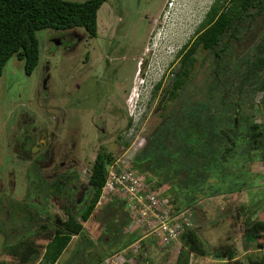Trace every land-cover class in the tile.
<instances>
[{
	"label": "rangeland",
	"instance_id": "obj_1",
	"mask_svg": "<svg viewBox=\"0 0 264 264\" xmlns=\"http://www.w3.org/2000/svg\"><path fill=\"white\" fill-rule=\"evenodd\" d=\"M170 1L109 0L98 12L97 38L90 39L83 29L69 30L77 33L79 37H75L76 45L70 49L66 45L58 46L54 42V38L68 32L44 30L38 33L41 48L40 64L31 76L26 75L24 62L15 56L5 66L0 76V209L2 208L0 222L2 219L8 224L5 227L1 222L0 225V232L7 231V240L0 235L1 264H21L17 259L19 256L9 255L3 248L9 247L7 249L11 251L12 246L20 244L18 249L20 254L24 251V243H32L39 250L40 255L37 254V257H33L28 263L38 264L44 253V246L52 238L50 226L54 224V219L56 216L64 218L63 206L73 203H67V199L59 194L56 201L49 203L46 218H41L38 213L30 210L35 207L34 202L37 201L36 198L31 201L30 191L39 192L42 184L45 185V190L48 187L53 188L56 183L48 181V178L44 179L43 176H30L32 172L38 173L37 169L41 171L42 162H30L32 160L15 150L16 144L23 139V127L34 125L46 128L48 124H55L56 117L59 116V106L65 107L66 110V106H78L76 103L79 100H89L90 105H95L97 102L100 105L102 100L106 103L103 109L114 111L117 115L113 118L114 126L108 130L111 135L102 143L115 158L114 163H118L117 166L127 175L132 169L134 157L145 148L147 140L157 131L169 111L179 112L190 109L194 100L202 98L204 93L200 95L195 89H201L209 84L207 83L209 72L219 74L223 71L227 76V73H230L227 71L228 67L232 68L234 63L239 64L232 69L235 75L245 68L248 69L247 64L242 63L240 59L245 58V53L246 56H252L257 45L262 43L264 11L259 14L254 10L253 13L256 15L252 26L248 28L246 25L243 26L240 38L233 39L225 50L227 52L222 53L225 67L217 69V58H210V53L199 51L196 54L197 77L177 100L167 101L166 108L161 109L163 93L172 85L173 72L180 66L179 56L176 57L175 54L194 40L197 29L215 2V0H175L177 6L170 10L166 7ZM174 59L176 60L171 65ZM46 72H50L48 79L45 76ZM143 74H145L144 85L141 84ZM161 79L160 89L148 102L149 97L152 96L153 86ZM233 81L235 79L226 81L223 78L220 84L223 89L228 88L229 101L235 109H238L237 104L241 103L240 115L246 119L250 116L255 122L264 124V93L258 92L254 87L255 84L258 85L257 77L244 80L245 82L240 84L238 82L233 84ZM238 87L241 91L237 89ZM139 98L141 110L138 111L135 104ZM127 99H130L129 107L125 102ZM77 109L72 107L67 111L78 112ZM144 110L142 119L134 121L131 118H135ZM72 115L75 119L72 117L70 121L74 122L78 113ZM130 119L133 120L132 126ZM31 120L33 123L29 122ZM88 121L87 119L83 129L86 138L91 136L92 124ZM70 127L73 129V123ZM171 138L169 134L166 139L168 141ZM39 139L40 135L37 136L36 141ZM126 143L128 146L125 145ZM98 147V144L93 143L88 150L86 148L79 150L77 156L84 167L91 166L92 162L88 163V161L94 160ZM246 154L244 159L234 158V167L229 173L224 174L221 171L220 177H225L226 184H220L218 179L210 182L214 187L217 185L212 192L213 196L203 198L199 196L196 205L177 214L175 206L178 204H172L165 195L167 186L152 190L145 184L146 189L150 190L147 191L148 194L155 191V197L161 199L159 206L153 210L148 203L139 202V197H135V194L130 195L120 187L114 186L113 189L109 185L103 190L90 219L82 222L80 216L79 220L84 226V231L82 235L72 238L57 264H124L126 262L178 264L182 247L179 236L168 244L163 236H159L160 234H152L146 225L151 221L152 223L159 221L161 218H157L159 212L164 218L169 215L171 220H174L172 222L174 227L180 217L181 228L196 229L198 241L208 257H198L191 253L188 264L208 262L235 264V261L238 264H252L250 257L264 258V246L258 249L257 244L246 236L247 222L264 217V160L255 164L250 163L254 160L250 156L246 163V157L249 156L247 152ZM84 167L83 170L86 169ZM231 167L229 165V169ZM9 175L15 184H10L11 192L8 193L6 181L8 182ZM87 179L88 176L83 177L85 183ZM139 179L141 181L140 177ZM134 180L138 182L137 177H134ZM32 184L33 187L30 188ZM7 194H10V198L4 203L2 198ZM40 198L43 206H46L47 200L44 197ZM128 199L130 207L134 210H130L128 206L129 211L126 209V202L123 201ZM125 210L128 212L129 225L119 232L116 229L123 222L121 219ZM116 218L118 224L112 221ZM41 223L49 227L43 229ZM116 238L120 244L132 239L137 240L127 249H122L120 248L122 246L117 244H106ZM84 239L88 240L85 246L87 253L81 255L79 253L81 251L77 248ZM262 242L264 243V238ZM230 253L234 254V259L229 258ZM101 259L103 261L99 262Z\"/></svg>",
	"mask_w": 264,
	"mask_h": 264
},
{
	"label": "trees",
	"instance_id": "obj_2",
	"mask_svg": "<svg viewBox=\"0 0 264 264\" xmlns=\"http://www.w3.org/2000/svg\"><path fill=\"white\" fill-rule=\"evenodd\" d=\"M108 1L0 0V76L14 56L24 62L26 75L33 74L41 59L38 38L41 31L83 29L90 39L97 38L98 12ZM254 10L261 14L264 11V0H215L197 29L194 40L184 45L179 53L180 66L173 72L172 85L163 93L161 109L166 108L167 101L177 100L197 77L196 54L199 51L210 53V58H217V69L226 66L222 53L227 52L225 50L233 39L240 38L243 26L246 25V28L252 26L256 15L253 13ZM244 55L245 58L240 60L247 64L248 69L245 68L235 75L232 69L239 64L234 63L235 65L232 68L228 67L227 70L230 71L227 76H233L231 78L223 71L219 74L209 72L207 87L195 89L200 95L204 93L202 98L195 94L199 99L194 100L190 109L169 111L157 131L147 140L145 148L133 159L132 170L141 178L143 184L149 185L152 190L167 186L165 195L172 204H178L175 206V212L193 207L199 201V196L200 198L213 196L212 192L217 185L214 187L210 182L218 179L220 184H226L227 180L220 177V174L229 173L234 167L235 157L244 159L247 152L249 156L246 157V163L250 156L254 159L250 163L255 164L264 160V124L255 122L250 116L246 119L240 115L241 103L238 102V109H235L229 101L228 88L223 89L220 86L223 78L226 81L235 79L232 83L240 84L256 76L258 85L255 84L254 87L258 92L264 93V39L257 45L252 56H246V53ZM160 86L161 84L156 86L154 95ZM237 89L241 91L240 87ZM169 134L172 138L167 141ZM125 145L128 146V143ZM114 162L115 158L111 154H99L95 161L90 178L93 196L81 214L82 222L90 219L100 201L109 169ZM229 165L232 166L230 169ZM82 222L78 220V216H71L70 221L64 224V231L56 229L52 232V238L44 246L40 264H56L72 238L82 235L84 231ZM128 222L127 219L126 225H129ZM246 236L257 244L258 249L263 248L264 217L247 222ZM179 238L182 247L178 264H188L191 253L198 257L207 256L193 227H185ZM86 240L84 239L82 244ZM135 240L137 239L129 240L125 244L116 241L114 244L127 249ZM24 245L23 253H18L20 244L12 246L11 251L7 247L5 252L19 256L17 259L21 264H28L33 257L36 258L37 254H40L32 243ZM229 258L234 259V254L230 253ZM250 261L252 264H264L263 257L260 259L250 257ZM235 264L238 262L235 261Z\"/></svg>",
	"mask_w": 264,
	"mask_h": 264
},
{
	"label": "flooded vegetation",
	"instance_id": "obj_3",
	"mask_svg": "<svg viewBox=\"0 0 264 264\" xmlns=\"http://www.w3.org/2000/svg\"><path fill=\"white\" fill-rule=\"evenodd\" d=\"M60 32H68V33H65L64 35L59 36L58 38H54V42L58 46L66 45V47L70 49L73 48V46L76 45L77 38L75 39V37H78L77 33L69 32V30L60 31ZM179 60H180V56H179ZM145 63L147 64L148 61H146ZM141 72L142 70L140 69V73ZM49 73L47 72L45 73V76H47V79H48ZM47 79L45 81H47ZM144 82H145V74H143L141 84L144 85ZM133 90H135V88ZM137 90L138 89H136V91ZM102 91L103 89H101V92ZM92 101L95 104V101L94 100ZM102 102L103 101L101 100L100 105H99V102H97V104L95 105H90L89 100L84 101L83 99L82 101L81 100H79V102L77 101L76 105L78 106H74V105L66 106L67 107L66 110H65V107L59 106L58 107L59 116L58 117L55 116L56 117L55 124H48L46 128L35 127L33 124H32L33 125L32 127H23V131H24L23 139L21 140V142H18L15 146L16 151L21 152L22 155L27 156L28 159L32 160L30 162H35V161L42 162L41 171L37 169L36 171L38 173L32 172L30 173V176L31 175H37L38 177L43 176L44 179L48 178V181L53 182L54 184L56 183L55 185H53V188L48 187L45 190V187H44L45 185L42 184L40 185L39 192H36L35 190L30 191L31 201L34 198L37 199L36 202L33 201L35 203V207H33V209H30V210L35 211L36 214L38 213L41 218H44V217L46 218L47 212H49V206H50L49 203L56 201L57 195L62 194V196L67 199V203L73 202L71 205L68 204L66 206H63L62 212H63L64 218L56 216V219H54V224L50 226L52 227V232H55L56 229L57 230L60 229L64 231L63 229L64 224L70 221L71 216H74V217L78 216V220H79L82 212L90 204V201L93 196V192L91 191V185H90V178L92 175L93 165L95 161L97 160L99 154H111L105 149L104 144L102 142L106 140V137L111 135V133L108 130H110V128L114 126L113 118H115V116L117 115H115L116 113L114 111H107L106 109L104 110L103 107H105L106 103L104 102L102 103ZM125 102H126V105L128 104V107H129L130 99H127ZM72 107L73 109L78 108L77 110L79 111L78 112L77 111L76 112L67 111L69 108L72 109ZM73 113H78V117L76 118L74 122L70 121L72 117H74L72 115ZM87 119L91 121L90 124H92L90 128L91 136L89 135L88 138L85 137V132H83ZM29 122L33 123L32 120ZM130 122L133 125L132 119H130ZM72 123H73V129L70 127ZM38 135H40V139L36 141ZM46 138L48 139L47 141H46ZM93 143L99 145L96 151V154H95V158L93 161H90V160H89L90 162L88 161V163L92 162L90 167H84L83 164L79 162V158L77 154L79 153V150H82L83 148H86V150H88ZM17 153L18 152H16V154ZM17 158L19 159V156H17ZM83 167L86 169L83 170L82 169ZM81 169L83 170L82 172H81ZM85 176H88L86 183L83 181V177ZM10 177L11 175H9V180H8V182L9 181L10 182L8 183L6 181V185L8 189H9L10 184L12 185L15 184L10 179ZM43 182L44 181H42V183ZM33 184L30 188L33 187ZM9 192H11V189L8 190V193ZM1 196H3V194H1ZM40 197H44L47 200L46 206H43ZM9 198H10V194H7L6 197L2 198V200L5 203L8 201ZM123 202L124 203L126 202L125 207L128 211H129L128 207L130 208V210H132V208L129 205V202H130L129 199L124 200ZM0 212H2V208L0 209ZM122 214L123 216L121 220L123 222L121 223L120 227L116 229V230H119V232L120 231L122 232L123 228L125 227L127 228L128 226L126 225L127 218H129L128 212L125 210V212ZM117 215L118 214L116 212V217ZM112 221L113 223L116 222L117 218ZM1 222L5 224V227L8 224L6 220L1 219ZM1 222H0V225H1ZM36 222H39V221H36ZM116 224L118 223L116 222ZM46 226L47 225H45L44 223L42 224L41 227L45 229ZM107 234L108 233H106L105 235L107 236ZM0 235H3L5 239L7 240V231L5 230L1 231ZM117 240L118 239L116 238V240L114 239V241H112L111 243H106V244L114 245V243ZM82 241H80L77 249L81 251L79 252L81 255H85L87 253L85 246L88 240H86L83 244H82ZM7 244L8 243H6V245ZM5 249L6 247L3 248V250ZM41 260H42V257L38 264H40ZM101 261L103 260L101 259L99 262Z\"/></svg>",
	"mask_w": 264,
	"mask_h": 264
},
{
	"label": "built area",
	"instance_id": "obj_4",
	"mask_svg": "<svg viewBox=\"0 0 264 264\" xmlns=\"http://www.w3.org/2000/svg\"><path fill=\"white\" fill-rule=\"evenodd\" d=\"M176 6H177V3L175 0H171L166 5V7L170 10L174 9ZM139 101H140V98H139V100L136 101L135 107H136V105H138V107L141 110V107L139 105ZM132 112H134V111H132ZM142 112L143 111L139 112V114H137L135 118L131 117V116L130 117L134 121H138L141 119ZM117 165H118V163H114L110 167L105 188L108 187L109 185H111L113 189H114V186L120 187V188L124 189L126 192H128V194H130V195L135 194V197H139V199H138L139 202H141V203L146 202V203H148V205L152 206L153 210H155L159 206V203L161 202L160 197H157V196L155 197L156 192L153 191V193L148 194L147 191L150 192V190L146 189L147 188L146 185L143 184L142 180L140 181L139 176H137L135 174V172H133L132 169L126 175L124 173V171L122 169H120ZM134 177H137L138 182H135L136 179L134 180ZM135 186H136V188H135ZM132 210H134V208H132ZM177 213L178 212H176V214ZM159 217H161V218L159 219ZM157 218L159 219V221H154L153 223L151 221L149 224H146V225L148 226V228L150 229V232L152 234H154V235L160 234L159 236H163V239L167 240L168 244L171 243V241L175 237L177 238V236H179L185 229V227L181 228L179 225L180 220H181L180 217H179L178 223L175 224V227L173 226L174 224H172V222L174 220H171L169 215H168V217L164 218L162 213L159 212V215L157 216ZM187 225H189V224H187Z\"/></svg>",
	"mask_w": 264,
	"mask_h": 264
},
{
	"label": "clouds",
	"instance_id": "obj_5",
	"mask_svg": "<svg viewBox=\"0 0 264 264\" xmlns=\"http://www.w3.org/2000/svg\"><path fill=\"white\" fill-rule=\"evenodd\" d=\"M179 53H180V51H178L176 54H175V56L176 57H178L179 56ZM176 59H174L173 61H172V63H174V61H175ZM171 66V65H170ZM168 75L170 76L171 75V72L170 73H168ZM168 76V77H169ZM164 77V76H163ZM163 79V78H162ZM162 79L155 85V86H153V88H152V90H151V98L149 97V101L148 102H150V100H152V97H153V95H154V93H153V91H154V89L156 88V86L158 85V84H161V82H162ZM136 108H137V110L139 111L140 110V108L138 107V105L136 106ZM144 113H145V110L142 112V116L144 115ZM142 116H141V119H142Z\"/></svg>",
	"mask_w": 264,
	"mask_h": 264
}]
</instances>
